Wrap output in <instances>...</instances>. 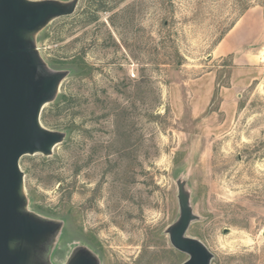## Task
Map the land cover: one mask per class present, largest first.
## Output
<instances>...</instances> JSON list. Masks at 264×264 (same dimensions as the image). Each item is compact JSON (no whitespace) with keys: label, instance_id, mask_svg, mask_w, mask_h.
Returning <instances> with one entry per match:
<instances>
[{"label":"rangeland","instance_id":"374dc122","mask_svg":"<svg viewBox=\"0 0 264 264\" xmlns=\"http://www.w3.org/2000/svg\"><path fill=\"white\" fill-rule=\"evenodd\" d=\"M247 14L264 34V0H80L39 33L70 71L41 115L66 140L20 161L29 209L64 222L53 264L79 245L101 264L184 263L178 180L211 264H264V35L229 36Z\"/></svg>","mask_w":264,"mask_h":264},{"label":"water","instance_id":"95a60500","mask_svg":"<svg viewBox=\"0 0 264 264\" xmlns=\"http://www.w3.org/2000/svg\"><path fill=\"white\" fill-rule=\"evenodd\" d=\"M80 0H0V264H53L64 228L62 220L29 209L24 156L53 155L67 137L41 123L46 105L59 97L69 70H53L43 59L37 36L53 21L72 16ZM180 216L168 228L175 249L189 258L182 264H211L213 254L188 237L198 219L184 180H178ZM65 264H101L89 247L76 246Z\"/></svg>","mask_w":264,"mask_h":264},{"label":"crops","instance_id":"0c3cea01","mask_svg":"<svg viewBox=\"0 0 264 264\" xmlns=\"http://www.w3.org/2000/svg\"><path fill=\"white\" fill-rule=\"evenodd\" d=\"M250 14V13H249ZM248 14L247 15H245L242 19H241V21L235 26V28L233 29V30H231V32L229 33V36L230 35H257L256 36V38H254L253 40H251V43H255V42H257V41H260L261 40V35H264L262 32H263V30H257V31H255L254 29H253V27H252V25L250 26V25H248L247 26V24H248V21H247V19H248ZM259 20L261 21V25H260V22H259V25L262 27V20H261V18H259ZM241 26V27H240ZM246 27H247V29H249L250 28V30L249 31H245V32H243V34H241V30L240 29H246ZM258 25H257V29H258ZM260 27V28H261ZM262 29V28H261ZM240 30V31H239ZM226 42V39L224 40V42L223 43H225Z\"/></svg>","mask_w":264,"mask_h":264},{"label":"trees","instance_id":"16d2710c","mask_svg":"<svg viewBox=\"0 0 264 264\" xmlns=\"http://www.w3.org/2000/svg\"><path fill=\"white\" fill-rule=\"evenodd\" d=\"M66 99H67V97L64 96V95L58 97V98H57V104H60L63 100H66Z\"/></svg>","mask_w":264,"mask_h":264}]
</instances>
